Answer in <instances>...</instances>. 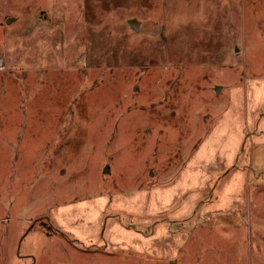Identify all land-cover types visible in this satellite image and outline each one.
Returning <instances> with one entry per match:
<instances>
[{
    "label": "rangeland",
    "instance_id": "374dc122",
    "mask_svg": "<svg viewBox=\"0 0 264 264\" xmlns=\"http://www.w3.org/2000/svg\"><path fill=\"white\" fill-rule=\"evenodd\" d=\"M1 63L0 264H264V0H0Z\"/></svg>",
    "mask_w": 264,
    "mask_h": 264
},
{
    "label": "water",
    "instance_id": "95a60500",
    "mask_svg": "<svg viewBox=\"0 0 264 264\" xmlns=\"http://www.w3.org/2000/svg\"><path fill=\"white\" fill-rule=\"evenodd\" d=\"M13 21V19H8V23H11ZM130 24L135 28V29H137V27H138V22L135 20V19H133V20H131L130 21ZM109 171V169L108 168H106L105 169V172H108Z\"/></svg>",
    "mask_w": 264,
    "mask_h": 264
},
{
    "label": "built area",
    "instance_id": "2783aa9c",
    "mask_svg": "<svg viewBox=\"0 0 264 264\" xmlns=\"http://www.w3.org/2000/svg\"><path fill=\"white\" fill-rule=\"evenodd\" d=\"M0 65H2V63Z\"/></svg>",
    "mask_w": 264,
    "mask_h": 264
}]
</instances>
